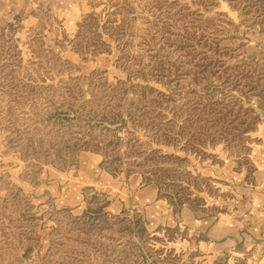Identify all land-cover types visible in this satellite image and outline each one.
I'll use <instances>...</instances> for the list:
<instances>
[{
	"label": "rangeland",
	"instance_id": "obj_1",
	"mask_svg": "<svg viewBox=\"0 0 264 264\" xmlns=\"http://www.w3.org/2000/svg\"><path fill=\"white\" fill-rule=\"evenodd\" d=\"M80 1L0 18V264H264V0Z\"/></svg>",
	"mask_w": 264,
	"mask_h": 264
},
{
	"label": "crops",
	"instance_id": "obj_2",
	"mask_svg": "<svg viewBox=\"0 0 264 264\" xmlns=\"http://www.w3.org/2000/svg\"><path fill=\"white\" fill-rule=\"evenodd\" d=\"M43 0H0V18L5 14L9 13L10 11H14L17 15L26 22L32 23L35 22L33 17L34 13H38L37 8L41 5ZM51 2L53 7L56 9L57 7L64 6L68 8L67 13H80L81 6L79 5L80 0H44ZM77 3V4H75ZM83 6V5H82ZM63 9V8H61ZM58 13V11H57ZM62 13V12H59ZM141 183V178L137 176L133 179L134 187H138ZM141 196L147 197L150 202L152 203L155 198V189L152 186H148L145 189L140 191ZM143 204V203H141ZM185 216L187 217L186 221L184 222L185 226L188 228L194 229V231L198 232L203 237H212L215 240L216 244L218 245L221 238L218 237V223H215L214 220H208L197 217V215L193 214L191 210H185ZM189 216V219H188ZM231 242V241H230ZM229 243L225 244V247H228ZM233 244H231L232 246ZM230 246V247H231Z\"/></svg>",
	"mask_w": 264,
	"mask_h": 264
},
{
	"label": "built area",
	"instance_id": "obj_3",
	"mask_svg": "<svg viewBox=\"0 0 264 264\" xmlns=\"http://www.w3.org/2000/svg\"><path fill=\"white\" fill-rule=\"evenodd\" d=\"M5 18L7 19L9 24H15L16 23V19H15L14 14H8L7 16H5Z\"/></svg>",
	"mask_w": 264,
	"mask_h": 264
}]
</instances>
